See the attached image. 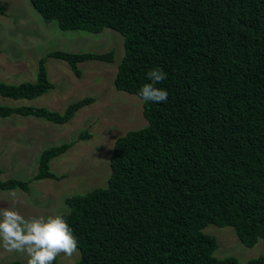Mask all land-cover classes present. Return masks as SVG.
<instances>
[{"label":"trees","instance_id":"1","mask_svg":"<svg viewBox=\"0 0 264 264\" xmlns=\"http://www.w3.org/2000/svg\"><path fill=\"white\" fill-rule=\"evenodd\" d=\"M29 1L63 32L98 36L109 29L122 37L117 90L139 98L149 70L167 74L156 85L167 90V102L139 98L147 125L115 140L106 186L69 195L68 211L57 213L78 241L75 264H241L234 254L217 256L219 242L205 229L229 227L246 248L264 243V0ZM50 56L79 76L78 63H111L115 52ZM45 61L39 59L35 81L0 80V96L32 101L49 92ZM92 102L85 96L62 112L0 102V117L63 125ZM91 136L85 129L78 138ZM73 145L44 149L32 178H0V191L29 192L32 180L63 179L49 163ZM244 264H264V256Z\"/></svg>","mask_w":264,"mask_h":264},{"label":"rangeland","instance_id":"2","mask_svg":"<svg viewBox=\"0 0 264 264\" xmlns=\"http://www.w3.org/2000/svg\"><path fill=\"white\" fill-rule=\"evenodd\" d=\"M0 3L5 10V14H0V80L14 84L35 81L39 59L44 57L47 76L54 85L49 92L32 101H14L0 96V102L29 104L62 112L70 102L85 96L93 98L92 103L79 109L63 125L35 116L0 117L2 180L32 178L44 149L74 141L66 153L49 163L52 172L66 177L61 180H32L29 192L16 190L23 203H14L10 191H0V207L13 208L25 218L67 212L66 197L106 186L111 171L109 158L117 137L127 130L147 125L141 114L140 99L117 90L113 84L117 66L124 55L123 40L109 29L98 36L63 32L57 22H44L29 0H0ZM112 47L115 52L112 63L80 62L77 64L81 72L79 76L68 63L50 56L53 51L104 52ZM85 129L92 136L79 139V134ZM205 231L216 236L219 242L216 255L219 257L234 254L244 264L250 258L264 256L263 242L259 241L252 248L240 246L235 232L229 227L208 226ZM57 258L60 264H75L79 251L71 258L63 255ZM13 260L26 264L27 257L0 247V264Z\"/></svg>","mask_w":264,"mask_h":264},{"label":"clouds","instance_id":"3","mask_svg":"<svg viewBox=\"0 0 264 264\" xmlns=\"http://www.w3.org/2000/svg\"><path fill=\"white\" fill-rule=\"evenodd\" d=\"M91 53L101 54L103 52ZM98 63H105V61L98 60ZM166 78L167 74L162 69L153 68L149 70L146 73V79L150 82L145 83L140 88L138 97L144 102H167V90L156 87ZM20 105L11 104V106ZM50 111L54 110L50 109ZM10 195L14 203H23L18 199L16 190H10ZM0 247L10 253L17 252L26 255V264H53L60 255L71 258L77 254L78 241L60 214L25 218L13 208L0 207Z\"/></svg>","mask_w":264,"mask_h":264}]
</instances>
